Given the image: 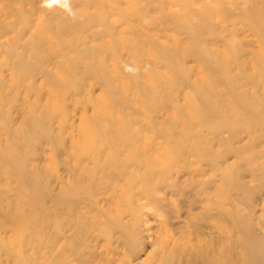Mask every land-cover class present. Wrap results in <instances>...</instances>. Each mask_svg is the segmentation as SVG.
<instances>
[{
  "label": "rangeland",
  "instance_id": "374dc122",
  "mask_svg": "<svg viewBox=\"0 0 264 264\" xmlns=\"http://www.w3.org/2000/svg\"><path fill=\"white\" fill-rule=\"evenodd\" d=\"M221 2L0 0V264H264V0Z\"/></svg>",
  "mask_w": 264,
  "mask_h": 264
},
{
  "label": "bare ground",
  "instance_id": "6f19581e",
  "mask_svg": "<svg viewBox=\"0 0 264 264\" xmlns=\"http://www.w3.org/2000/svg\"><path fill=\"white\" fill-rule=\"evenodd\" d=\"M222 3H224V0H223V2H221V4ZM260 101H263V104H264V100H260ZM260 105H262V104H260ZM250 107H257V105L253 104ZM212 163H213V161H212ZM210 165H212V164H210ZM98 178H100V177H98ZM157 192L158 191L155 190V189H147L146 190V193H147L146 196L148 198L149 195H150L151 199H154L155 200L156 199L155 195H156ZM139 195H142V194H139ZM76 196L77 195H75L74 198ZM90 196H94V195H90ZM60 197L61 198H64V196H60ZM97 200H99V199H97ZM91 201L92 200L91 199H88V198H84L81 201L74 200V203H73V201H71V203H69L67 205V207L61 208L62 210L63 209H66V214H68L69 215V218H71L73 220L74 226L77 227V233L79 235H83L81 233L82 231H84V233L87 231L85 224L82 223L83 222L82 220L85 217H87V216H86V212H83V213L82 212H79V211L77 212L76 207L79 206L78 205L79 203H82V204H84L83 206H84L85 209H90V206H87V205L91 204ZM95 205H98L97 202L95 203ZM157 206L159 207L158 204H157ZM130 207L133 208L132 206H130ZM207 208H208V211L205 212V215H207V213H210L211 210L215 209V210H218V212L220 214H222L225 217H227L228 219H230V215L232 213V205L226 199L215 201V202L209 204L207 206ZM135 216H136V214L133 213V219H132L131 223H129L130 224V228H135L136 225H137L136 228H138V226L140 225L139 222H141V220H140L139 217H136L135 222H133ZM129 224H125V225L122 226V232L121 233H124V238L125 237L127 238V236L132 235L130 237L133 238V239H135V236H136V233H137L136 230L130 229L131 231L129 230L128 234H126V232H125V229L126 228L123 229L124 227H126V225L128 227ZM211 229L216 230V228L214 226ZM146 231H148V230H146ZM223 233H225V232L223 231ZM229 233L230 232H226L225 234H222L221 236H218V234H215V233L212 234L213 235V239H215V244L217 245L216 248L214 249V251L207 250V249H201L200 248L199 253H200V255L202 257H204V264H236V259H234L232 256H230L231 247H232V245H234L233 239L232 238L231 239L229 238L231 241L228 242V243H226V245H225V240H228L226 238L230 237V234ZM145 237H147V236H145ZM145 237H143V238H145ZM139 239H140V237L136 238L137 241H139ZM241 241H242V239L240 237H238V235H237V238L235 240V245H237L238 242L241 243ZM126 244H128V240L126 241ZM222 244H223L224 247H222ZM221 248H223V249H221ZM125 249L127 250L126 251L127 253L124 252V255L125 256H128L130 259H134V258H131V254H132V251H133V247H131L129 245V248L128 247H125ZM194 252H195L194 249H191L190 250V253L191 254H194ZM171 259H173V258H168L167 260L170 261ZM134 264H141V263L135 262ZM157 264H159V262ZM162 264H166V263L164 262ZM170 264H173V262H170Z\"/></svg>",
  "mask_w": 264,
  "mask_h": 264
},
{
  "label": "clouds",
  "instance_id": "9594fccd",
  "mask_svg": "<svg viewBox=\"0 0 264 264\" xmlns=\"http://www.w3.org/2000/svg\"><path fill=\"white\" fill-rule=\"evenodd\" d=\"M41 7L49 10L59 8L72 20L79 18L77 11L72 8L71 0H41ZM127 70L133 71V69L130 68Z\"/></svg>",
  "mask_w": 264,
  "mask_h": 264
}]
</instances>
